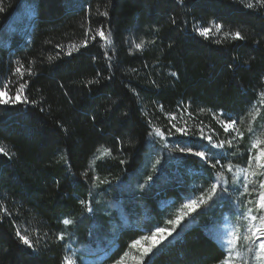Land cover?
Here are the masks:
<instances>
[{"label":"trees","instance_id":"trees-1","mask_svg":"<svg viewBox=\"0 0 264 264\" xmlns=\"http://www.w3.org/2000/svg\"><path fill=\"white\" fill-rule=\"evenodd\" d=\"M26 1L0 0V31ZM80 1L72 9L65 0H36L31 40L0 46V82L11 81L8 95L26 82L21 100L37 101L0 104V147L9 153H0V216L3 208L12 213L0 220V264H63L98 238L107 253L103 262L115 263L134 240L157 226L172 227L167 221L185 201L206 196L222 172L179 148L226 153L217 156L221 164L244 167L254 157V142H264L259 0ZM194 21L211 25L212 34L194 32ZM214 23L223 25L221 31ZM101 26L105 39L84 47L86 32L95 34ZM236 31L244 40L225 36ZM98 76V85L88 83ZM230 118L243 136L233 139L237 134L225 131ZM173 124L195 135L177 133ZM201 128L214 143L232 144L201 148L208 143ZM152 159L155 172L145 167ZM213 199L140 264H220L226 251L210 228L231 202ZM109 203L122 205L125 218L114 212V222L104 211ZM17 228L34 240V248L20 241ZM61 233L63 241L57 239Z\"/></svg>","mask_w":264,"mask_h":264},{"label":"rangeland","instance_id":"rangeland-1","mask_svg":"<svg viewBox=\"0 0 264 264\" xmlns=\"http://www.w3.org/2000/svg\"><path fill=\"white\" fill-rule=\"evenodd\" d=\"M35 2L36 0H27L24 2L22 7L15 13L12 21L7 28L3 29L0 33V46L2 47H11V46H18L20 45V39L30 41L31 40V33L32 28L34 27V18H35ZM68 8H80L82 6V2L80 0H65ZM24 41V42H25ZM7 99V97H5ZM205 130V128H203ZM205 133L207 130L204 131ZM163 142L162 140H160ZM256 147L254 152V157H259L258 160H253L251 167L247 164L244 167H234L231 173L226 171H222L219 177L215 178L216 183L218 180H223L226 182V186L231 191V199L230 205L222 207V213L217 218V220L211 225L210 231L213 234L215 240L221 245V247L226 251L229 250L228 241L231 239L232 233L235 232L238 236H243L247 233L250 224H256L257 226L260 225L259 215L260 213L257 212L258 204V196L261 191L259 187V183L261 180H264V154L261 153V150L264 149V142L256 141L253 144ZM180 155V153H178ZM180 157V156H179ZM157 163L152 159V161L147 162L145 167L150 168L149 172H155ZM159 169V166H157ZM246 170V171H242ZM255 173V175H253ZM144 177L138 176V179ZM247 183L249 185V191L244 192L243 184ZM253 185L255 188L253 189ZM190 199V198H189ZM187 199L185 203L189 200ZM216 200V199H215ZM209 200L207 202V207L211 206V204L215 201ZM223 200V199H219ZM225 201V200H223ZM251 201V203H248ZM237 203L240 204L237 207ZM171 200L167 201L165 205H170ZM248 208L252 209L251 215H256V221H249L246 217ZM183 210V205L181 207L180 212ZM106 214H110L112 216L113 221L118 222V220L114 216V212L117 211L120 216L124 217V208L122 205L118 203H109V205L104 208ZM192 215V214H191ZM190 215V216H191ZM110 223H113L110 221ZM155 231V230H154ZM105 233H103L104 235ZM152 235V233H151ZM150 234L147 236H151ZM173 236V235H172ZM171 236V237H172ZM170 238V237H169ZM140 241L139 245L136 247H132L128 253L122 258L124 264H140L143 258L142 257V248L147 247L151 241L138 239ZM163 242V241H162ZM161 242V243H162ZM102 239L98 238L95 240H91L82 244L80 249L75 250L74 253L71 254L70 259L74 260L76 264H105V257L107 253L105 252V247H102ZM250 245L247 241L241 239L237 242L235 249L232 251V260L233 264H264L260 259L256 258L255 252L249 251ZM115 264V263H112Z\"/></svg>","mask_w":264,"mask_h":264},{"label":"snow or ice","instance_id":"snow-or-ice-1","mask_svg":"<svg viewBox=\"0 0 264 264\" xmlns=\"http://www.w3.org/2000/svg\"><path fill=\"white\" fill-rule=\"evenodd\" d=\"M185 0H179V4L184 5ZM260 4H264V0H259ZM249 8H253L254 5L249 3L247 5ZM4 9L0 7V11H3ZM104 16H107L108 13L104 12ZM172 23L175 25L176 20L173 18ZM214 28L216 32L221 31L223 28V25L219 23H214ZM192 29L194 32L198 33L200 36L207 38L210 36L213 32V27L210 25L208 27H203L200 25L198 21H194L192 25ZM110 31V29H109ZM91 33V29H89L86 34H85V40L83 41V46L87 47L90 41H96L97 37H99L101 40L105 39V31L103 26L95 30V34H89ZM225 36H230L236 40H244V37L241 35L239 31H236L234 33H225ZM154 43V41H153ZM56 47L62 48L63 45H56ZM137 49H140L142 47L141 44H137L135 46ZM79 49H77L78 51ZM68 55H71V51L67 53ZM52 57H49V60H51ZM17 73H21V76H23V73L21 72L20 68L16 69ZM29 74H33L31 70H29ZM173 75H175L173 73ZM106 79H111V76L106 77ZM264 79V77H262ZM3 83V82H0ZM9 83H3V88L0 89V104H16L17 102H22V103H37V101H29L27 97H24L23 100H21V97L23 95V92L27 86L26 82L19 84V87L15 89V94L13 96L8 95V89H9ZM89 84H95L98 85L100 83L99 76L88 82ZM260 96V104L261 106H264V91H261L259 93ZM7 97V99H5ZM43 111V109H41ZM257 112H259V109H257ZM237 118H239V114H237ZM95 119V117H93ZM237 120L236 118H230V122L222 125L225 129L226 132H235L237 135L233 137V139H236L238 137L243 136V133L239 131V129L236 127ZM63 127V125H61ZM173 128H175V131L177 133H181L185 136L187 135H195V133L190 132V130L186 127H179L177 128L175 124L172 125ZM65 131H67L65 129ZM251 132L252 129H249ZM156 135H159L161 137L164 136L163 132H160L159 129L156 130L155 132ZM169 135H172L171 130H169ZM200 137H202L204 140H206L208 143L207 144H201V148H209V151L211 148H216V149H225L226 145H231L232 140H227V141H220L219 143H214L213 142V137L211 135H205L203 128L200 129L199 132ZM179 151L182 153H189L194 155L195 157L200 158V160L205 164V165H210L211 169L215 170L217 166L220 167L222 171H226L228 173H231L233 171L234 165L231 164L230 162L227 165H223L220 163V159H217V156L219 155H224L226 156V153H217L216 155H210L209 152L206 151H195L193 152L192 148H179ZM0 153H3L4 155H9L7 151L3 147H0ZM261 153L264 154V149L261 150ZM258 160L259 157H251L249 156L248 158V164L251 167V164L253 160ZM215 161V163H213ZM264 167V165H262ZM246 171V170H242ZM85 179H87V173L83 174ZM255 175V173H253ZM261 175H264V173H261ZM148 181H152V177H148ZM243 190L244 192L249 191V185L247 183H244L243 185ZM259 187L261 189H264V180H261L259 183ZM255 188V185H253V189ZM216 197L217 199H223V200H230L231 199V193L229 192L228 187L226 186V182L223 180V177L221 180H218L216 183L211 184L210 189L207 191L206 196L202 193L200 197L196 199H189L185 204H183V210L175 217L174 220H168L167 223L169 225H172V227L169 228H164V227H155V231L152 232L151 236H144L142 239L144 240H149L151 243L148 244L147 247L142 248V257L147 256L149 253L152 252L154 248H156L158 245L161 244L162 241L167 240L169 237L173 235L174 232L177 230V226L181 224L182 221L185 220L186 217L190 216L193 212L197 210L201 205L207 204L209 200H213V198ZM81 204H85L86 202L81 200ZM90 203V202H88ZM248 203H251L249 201ZM258 208L257 212L260 213L259 215V221L260 225L257 226L256 224H250L248 231L246 234L243 236H238L235 232L232 233L231 239L228 241L229 245V250L226 253L225 257L223 260L220 261V264H233L232 260V251L235 249L237 242L240 241L241 239L247 241L250 245L249 251L250 252H255L256 258L260 259L262 262H264V191H261L258 196L257 200ZM240 204L237 203V207H239ZM89 212H92L93 209L89 207L87 209ZM252 209L248 208L246 217L247 219L251 221H256L257 216L256 215H251ZM12 213L8 211L7 208H3V216H11ZM3 216H0V220L3 219ZM73 223L72 220L70 219H64L63 224L65 225H71ZM15 235L22 241L24 245H27L30 248H34V240L30 239L29 236L27 235H22L21 231L19 228L16 229ZM35 239H39V236H36ZM58 240L63 241L65 239L64 234L61 233L58 237ZM140 241L139 240H134L132 242V247H136L139 245ZM38 251V249H36ZM63 264H76V262L70 258H64ZM115 264H124L123 259L116 260Z\"/></svg>","mask_w":264,"mask_h":264}]
</instances>
